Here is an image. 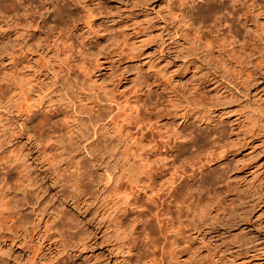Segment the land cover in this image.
<instances>
[{
  "label": "clouds",
  "instance_id": "9594fccd",
  "mask_svg": "<svg viewBox=\"0 0 264 264\" xmlns=\"http://www.w3.org/2000/svg\"><path fill=\"white\" fill-rule=\"evenodd\" d=\"M0 264H264V0H0Z\"/></svg>",
  "mask_w": 264,
  "mask_h": 264
}]
</instances>
